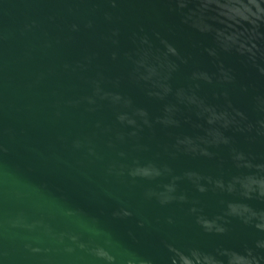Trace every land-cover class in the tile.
I'll list each match as a JSON object with an SVG mask.
<instances>
[{"label": "water", "instance_id": "obj_1", "mask_svg": "<svg viewBox=\"0 0 264 264\" xmlns=\"http://www.w3.org/2000/svg\"><path fill=\"white\" fill-rule=\"evenodd\" d=\"M0 264H264V0H0Z\"/></svg>", "mask_w": 264, "mask_h": 264}]
</instances>
